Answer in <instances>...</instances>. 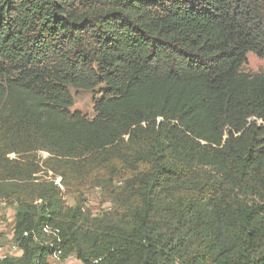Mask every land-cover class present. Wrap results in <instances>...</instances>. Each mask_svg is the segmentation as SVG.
Segmentation results:
<instances>
[{"label":"trees","instance_id":"16d2710c","mask_svg":"<svg viewBox=\"0 0 264 264\" xmlns=\"http://www.w3.org/2000/svg\"><path fill=\"white\" fill-rule=\"evenodd\" d=\"M248 53L264 58V0H0V201L20 252L0 264H264ZM69 88L100 91L92 119ZM49 174L123 182L115 221L66 205Z\"/></svg>","mask_w":264,"mask_h":264},{"label":"rangeland","instance_id":"374dc122","mask_svg":"<svg viewBox=\"0 0 264 264\" xmlns=\"http://www.w3.org/2000/svg\"><path fill=\"white\" fill-rule=\"evenodd\" d=\"M248 74L264 73V58H259L252 53L247 54V62L242 67ZM73 99L71 107L72 112H80L87 118L92 119L95 116L94 104L100 97V91H84L69 88ZM41 161L47 158V154L40 153ZM53 180L54 184L60 187L63 200L66 205H79L85 216L90 220L96 221H115L119 214V202L121 200V189L123 182H113V185L103 182H94L78 191L61 187L59 178L47 177ZM58 182V183H57ZM15 206L4 201H0V259L5 257H18L20 252L12 249L13 242V224H14ZM50 264H82L75 256L71 255L62 259L50 257Z\"/></svg>","mask_w":264,"mask_h":264},{"label":"built area","instance_id":"2783aa9c","mask_svg":"<svg viewBox=\"0 0 264 264\" xmlns=\"http://www.w3.org/2000/svg\"><path fill=\"white\" fill-rule=\"evenodd\" d=\"M57 183H58V182H57ZM44 232H48V230H47V229H44ZM12 249H14L16 252L19 251L18 248H17V246H16L15 244L12 246ZM0 251H1V249H0ZM58 254H59V251L57 250V251H55V253L53 254V257H54V258H58Z\"/></svg>","mask_w":264,"mask_h":264}]
</instances>
